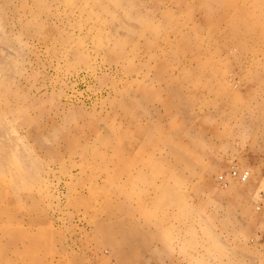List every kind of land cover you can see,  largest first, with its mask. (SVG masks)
Wrapping results in <instances>:
<instances>
[{"label":"rangeland","instance_id":"rangeland-1","mask_svg":"<svg viewBox=\"0 0 264 264\" xmlns=\"http://www.w3.org/2000/svg\"><path fill=\"white\" fill-rule=\"evenodd\" d=\"M0 41V264H264V0H0Z\"/></svg>","mask_w":264,"mask_h":264},{"label":"built area","instance_id":"built-area-1","mask_svg":"<svg viewBox=\"0 0 264 264\" xmlns=\"http://www.w3.org/2000/svg\"><path fill=\"white\" fill-rule=\"evenodd\" d=\"M250 177V171L247 169L232 168L228 173L222 174L219 178L221 182L227 183L229 178L239 181H246Z\"/></svg>","mask_w":264,"mask_h":264},{"label":"bare ground","instance_id":"bare-ground-1","mask_svg":"<svg viewBox=\"0 0 264 264\" xmlns=\"http://www.w3.org/2000/svg\"><path fill=\"white\" fill-rule=\"evenodd\" d=\"M226 4H227V6H230V3H229V1L228 2H226ZM256 11V10H255ZM259 21V20H258ZM235 22V21H234ZM234 29V28H233ZM2 38V37H1ZM3 40V39H2ZM8 40V39H7ZM9 41V40H8ZM0 42H3V41H0ZM5 42V41H4ZM5 43H7V42H5ZM4 44V43H3ZM10 44V43H9ZM6 45V44H5ZM14 46H15V44H14ZM3 47V46H2ZM6 51V50H5ZM11 52V51H10ZM128 234V233H127Z\"/></svg>","mask_w":264,"mask_h":264},{"label":"crops","instance_id":"crops-1","mask_svg":"<svg viewBox=\"0 0 264 264\" xmlns=\"http://www.w3.org/2000/svg\"><path fill=\"white\" fill-rule=\"evenodd\" d=\"M140 251H142V250H140ZM138 254H139V253H138ZM138 254H136V255H138ZM132 257H133V256H132ZM132 257H131V258H132Z\"/></svg>","mask_w":264,"mask_h":264}]
</instances>
